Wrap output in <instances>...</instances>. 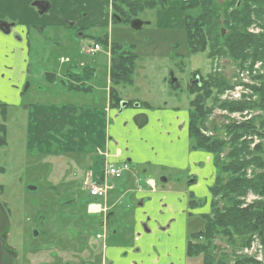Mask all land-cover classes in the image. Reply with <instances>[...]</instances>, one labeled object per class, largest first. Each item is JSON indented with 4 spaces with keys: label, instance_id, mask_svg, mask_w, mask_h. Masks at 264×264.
<instances>
[{
    "label": "rangeland",
    "instance_id": "obj_1",
    "mask_svg": "<svg viewBox=\"0 0 264 264\" xmlns=\"http://www.w3.org/2000/svg\"><path fill=\"white\" fill-rule=\"evenodd\" d=\"M3 16L9 17L7 14ZM137 16L151 23L144 24L140 29L132 28L126 21L116 20L109 25L108 7L107 19L100 22V18L97 21L99 25L92 32L94 36L107 32L111 41L123 45L121 52L137 54L133 75V83L134 80L136 83L120 84L119 87L122 88L124 97L132 102L146 100L150 103V107L130 106L135 112L134 122L137 114H148V127L136 128L131 123V116L124 117L123 123L127 121L128 125H132L124 132L125 150L145 161L133 166L128 162L131 168L118 180L120 191L115 189L109 194L106 200V205H109L107 211L112 209L114 214L107 226L99 225L107 211L97 216L88 214L89 198L84 181L89 175L98 176L107 163H119L112 161L111 152L108 151V155L106 150L103 155L97 154L103 156V164L99 169L93 162L86 165L81 161V158L89 160L88 154L92 152L68 151L64 152L65 155L62 152L53 155L32 150L29 145L33 141L28 135L31 120L26 105L60 103V87L49 84L37 71L59 72L60 68L72 64L75 65L72 68H76V64L80 62L95 67L98 75L96 79L101 81L100 85L105 89L109 76L110 46L102 45V49L93 54L88 51L87 46L94 39L80 37L73 28L45 27L43 31L34 28L31 30L30 48L31 68L36 75L32 78L31 86L23 91L26 88V79L15 83L11 70L0 69V126L5 124L7 128V144L0 145V201L11 220L1 238L7 249L10 247L16 252V264L183 263L190 232L204 228L207 221L202 216H212L214 206L223 210L227 204L225 199L219 200V195H213L211 187L215 185L217 178L226 180L230 176L228 172L221 171V164L218 163L225 160L226 154L230 152L231 142V146L228 145L219 156L195 146L191 122L196 120L198 109L193 105L198 95L202 94L197 87L193 89L195 83L192 80L196 76L203 83L212 75H218L217 81L225 82L226 85L223 91L216 85L210 86L209 96L204 104V122L200 123L201 119L198 122L199 130L206 136L229 140L230 135L226 129L228 124L254 120L258 133L245 136L241 140L250 141L249 156L254 155L256 145H262L263 151L260 149L254 158L261 156L260 164H264V60L247 62L240 66L228 55L210 58L206 52L193 53L186 33L179 25L160 26L154 19V10H144ZM222 30L224 34L228 33L224 26ZM250 30L257 33L261 31V26L253 25ZM61 56H67L70 60L61 63ZM3 57L0 54V66L14 64L10 60H3ZM87 72L86 70L84 74ZM173 76L177 79L176 87L172 86ZM11 85L12 90L15 86H21V106L11 104L8 100L12 93L4 87L9 88ZM224 102H244L250 107L243 111H231L221 106ZM160 107L170 111L161 112ZM74 149L78 150L77 147ZM82 154L86 155L81 156ZM157 160L160 162H156ZM260 164H250L247 167V176L264 172V166ZM194 175L197 176L196 181L193 180ZM164 178L167 181L164 182ZM29 184L36 185L37 188L30 190ZM116 184L117 182L115 186ZM192 192L196 204L186 211L185 232L179 225L180 214L185 211L177 205L172 210L175 214L171 218L176 220L170 230L166 233L161 230L146 234L142 243H136L135 227L138 224L144 227V216H151L152 223L151 220L148 223L159 226L160 219L169 215L161 204L157 208L151 202L150 206L153 208H146L149 197H152L146 196L148 193L155 195L153 197L168 196V203L181 204L186 197L191 200ZM140 193L144 194L142 197L146 196L142 198L145 201L143 206L135 198ZM263 197L249 191L243 199L245 202H253ZM118 199L119 203H115ZM157 201L163 202L162 199H156L155 202ZM137 212L143 215L139 222L136 219ZM258 237L264 245V233L262 238L259 235ZM199 240L205 242L204 238ZM211 245L210 250L217 261L220 259L226 264H235L244 255L259 256V253L246 252L250 245L244 246L242 236L238 234H219ZM111 248L121 250L123 256L120 255L116 260L114 253L119 254L116 250L111 251ZM202 257L203 254L189 260L193 264H203Z\"/></svg>",
    "mask_w": 264,
    "mask_h": 264
},
{
    "label": "crops",
    "instance_id": "obj_2",
    "mask_svg": "<svg viewBox=\"0 0 264 264\" xmlns=\"http://www.w3.org/2000/svg\"><path fill=\"white\" fill-rule=\"evenodd\" d=\"M44 1L48 3V6L40 9L34 4L35 0H0V23L1 21H6L13 24L12 30H10L9 35H5L0 30V54H3V60H10L12 64L14 62L12 66L3 64L0 66V69H2L3 71L8 69L11 70V74L15 78V83L21 82V80L26 79V88L23 91H26L31 86L32 78L35 77L34 75H36L31 68L32 54L30 48V36L32 29L35 28L43 31L45 27H69L67 25L69 22H74L78 26L87 25L90 26L89 28H95L97 27V25H99L97 21L100 18H102L100 19V22H104L107 19L108 7L109 25L113 24L116 20L118 22L122 21L120 17H116L115 19L113 12V0ZM183 2L184 0H168L167 7L165 9H154V19L160 26H173L177 24L182 29H185L186 12L183 9ZM3 14H7L9 17L3 16ZM136 18H138V16L133 17L131 21ZM144 22V24L151 23V21ZM112 42L113 41L110 40V37H108V44L106 46H110L111 48ZM110 54L111 49L109 51L108 84H106V86L104 87L105 89H102L100 85L101 81L96 79L98 75L95 67L93 65L83 64L82 62L77 63L76 68H72L75 66L74 64H72L74 66L68 65L65 68H60L61 71L59 72H56L54 70H47L46 72L37 71V73L40 74L42 78H45L49 84L57 85L58 87H60L61 92H58V101L60 103L55 102L53 104L47 103L43 105H35L30 103L26 105L31 120L28 135L30 136V140L33 141L32 145H29V148L43 153L48 152L53 155L56 152H62L64 154V152L68 151L92 152L88 154L90 156L89 160L81 158V161L86 165H91V163L93 162L95 163V165H98V169L100 166L102 167L103 164V156L101 155L105 153L104 150H106V153H108V151L111 152L110 157L112 161H115L117 163L127 161L133 166L134 164L145 161L140 158H136L132 152V154H129V152H126L125 150L126 137L124 132L127 131L128 126L130 127L134 125L137 128V124L133 121V115L135 114V112H133V109L130 108L131 105L125 107L121 112V106L119 108H114L111 106L110 90L114 84L110 79ZM46 58H49L47 54ZM69 60V57L61 56L60 62L66 63ZM85 66H89V69H95V71L93 69L94 74H92L89 79L87 78L84 80L85 84L90 87L89 91L84 92L81 90L72 89L70 87V84H82V81H78V79H76V76L74 77L73 74L80 75L81 68ZM135 81L136 80H134V83L132 85L136 83ZM12 86L13 85H11L9 88L4 87V89L12 93V95L9 96L8 100H10L11 104L15 103L18 104V106H21L19 105L23 100L21 94V86H15L13 90ZM115 87L118 90L122 101H132L131 99L129 100L128 98L124 97V95L121 93L122 88L119 87V85H115ZM149 104L150 103L146 100L141 102H135V100H133L132 106L145 105L147 107H150ZM159 109H161V112L164 113L170 111V109L168 108L164 109L160 107ZM128 115L132 117V125H128L127 121L123 123V120L125 119L124 117H128ZM112 120H114V123L112 122ZM149 121L150 118L148 116V123ZM148 123L145 126H147ZM73 147H77L78 150L74 149ZM99 153H101V155L98 156L97 154ZM83 155L86 154H82L81 156ZM156 162L160 161L157 160ZM94 171L96 172L97 170L94 169ZM193 180H197L196 175H194ZM118 185L119 182H117L115 186L117 192L120 191L118 189ZM126 188L127 187H124V189ZM141 195L144 194L140 193L138 194V197H135L136 199H138L136 200V202L141 201V206L145 204V201L142 198H145L146 196H152L151 198L149 197L146 208H153L150 206L151 202L157 208L161 207V204L162 206H164L162 208L166 210L169 215L164 216L162 219H160L161 224H159V226L154 223L151 224V216L150 218L144 216V218H146L144 220H146L147 224H144V227H142L141 224H138L135 227V241L137 244L142 243V238L145 237L146 234H152L155 231L161 230H163V233H166L168 230H170L172 228L173 222L176 220L175 218H171V216H174L175 214L172 210H175V207L177 205L179 206V208L181 207V209H184L185 211L183 214H180L181 218L179 222V225L182 227V231L185 232V229L187 227L186 215L188 213H186V211L193 206V204H191L190 202L191 200H188L186 197L181 204H174L173 202H167L169 199L167 198L168 196L163 195V197H153L155 195L150 193H148L147 195L145 194L146 196L143 197ZM193 196L194 194L192 192V198L190 199H193ZM156 199H162L163 202H155ZM175 199L176 198H174V200ZM115 203H119V199L115 201ZM150 211L152 210L150 209ZM161 215L162 213H160V216ZM142 217L143 215H139V213L137 212L136 219L138 222ZM150 220L151 223H148L150 222ZM151 242L153 243V240ZM111 249V251L116 250L119 254L116 255V253H114V257H116L115 259L117 260L118 258H120L119 256L122 255V252H120L121 250L116 248ZM182 264L193 263L189 260L187 255H185Z\"/></svg>",
    "mask_w": 264,
    "mask_h": 264
},
{
    "label": "trees",
    "instance_id": "obj_3",
    "mask_svg": "<svg viewBox=\"0 0 264 264\" xmlns=\"http://www.w3.org/2000/svg\"><path fill=\"white\" fill-rule=\"evenodd\" d=\"M168 0H113V12L115 19L120 17L122 21L130 23L131 19L146 9H165ZM183 9L186 12L185 33L189 46L193 53L206 52L210 58L215 56L228 55L230 58L243 66L247 62H256L264 60V0H184ZM223 15V18L221 16ZM261 26V31L253 33L250 28L255 25ZM224 26L228 33L224 34ZM102 45L108 44V33L90 36ZM133 47V46H132ZM123 45L120 43H111V65L110 79L113 82L111 87V106L119 108L122 99L115 85L133 84V75L135 71V61L137 54L135 52L127 54L121 52ZM74 66V65H71ZM70 66V67H71ZM89 66L83 67L81 75H75L81 85L70 84L72 89L89 91L84 80L94 74ZM88 71L86 74L85 71ZM218 75L203 81L202 84L195 83L194 88L202 91L203 97L198 95L194 101L197 108V118L191 122V131L195 146L211 153H217L219 156L223 150L230 145L231 150L226 154L225 160L221 161V171L230 174L226 180L217 178L216 183L211 187L213 195H219V200H226L227 204L223 210L214 206L213 214L203 215L207 221L204 228L192 230L189 234L186 255L193 258L203 254V264H226L220 259L217 261L214 253L210 250L216 236H233L238 234L242 236L243 245H251L254 235L262 238L264 233V197L253 202H245L244 197L249 191L264 196V172L255 173L254 176H247V167L250 164L262 161L261 156L255 157L262 145H256L255 153L249 156L251 152L250 141L244 139L245 136H252L258 133L254 120H245L238 124H228L226 126L230 139H221L219 137L206 136L199 130L200 123L204 122L205 100L209 96V88L216 85L220 91H223L226 85L219 83ZM201 80V78H200ZM202 81V80H201ZM218 82V83H217ZM172 86L177 84L172 82ZM195 91V90H193ZM192 91V92H193ZM133 102L128 101L130 106ZM221 106L231 111H243L250 107L244 102H224ZM194 116V115H193ZM0 145L7 144V128L5 124L0 126ZM263 151V150H262ZM264 166V164H260ZM222 196V198H220ZM191 204H196L195 199H191ZM213 218V220H211ZM204 238L205 242L199 239ZM211 245V246H210ZM235 264H263L261 260L253 256L244 255L239 257Z\"/></svg>",
    "mask_w": 264,
    "mask_h": 264
},
{
    "label": "built area",
    "instance_id": "obj_4",
    "mask_svg": "<svg viewBox=\"0 0 264 264\" xmlns=\"http://www.w3.org/2000/svg\"><path fill=\"white\" fill-rule=\"evenodd\" d=\"M89 52L95 54L101 50V45L94 42L87 46ZM129 170L127 163L109 164L107 163L104 170L98 176L89 175L84 181V187L89 198L88 212L91 214H102L107 211L106 200L111 190L114 189L116 181L122 177L125 171ZM264 245L261 244L258 235H254L251 245L246 248V252L259 253L255 258L263 259Z\"/></svg>",
    "mask_w": 264,
    "mask_h": 264
},
{
    "label": "water",
    "instance_id": "obj_5",
    "mask_svg": "<svg viewBox=\"0 0 264 264\" xmlns=\"http://www.w3.org/2000/svg\"><path fill=\"white\" fill-rule=\"evenodd\" d=\"M219 2H222V0H219ZM144 23L145 22L143 20L136 18L131 21V27L134 29H140L144 25ZM10 25L6 21L1 22L2 30L5 33L10 32V29H9ZM175 81H176V78L173 76L172 82H175ZM194 82L199 83V80H195ZM127 104L128 103L126 101H123L121 103L120 112L123 111V109L127 106ZM134 120L138 127H143L148 123V115L145 113H139L134 117ZM162 180L164 182L167 181L166 178ZM36 188H37L36 185H33V184L28 185V189L30 190H35ZM10 223H11V220L8 215V212L6 208L4 207V205L2 204V202L0 201V264H14L15 263L14 256L11 253H9V251L7 250L1 238V234L10 226ZM263 264H264V258H263Z\"/></svg>",
    "mask_w": 264,
    "mask_h": 264
},
{
    "label": "flooded vegetation",
    "instance_id": "obj_6",
    "mask_svg": "<svg viewBox=\"0 0 264 264\" xmlns=\"http://www.w3.org/2000/svg\"><path fill=\"white\" fill-rule=\"evenodd\" d=\"M34 4L36 5V6H38L40 9H43L44 7H46V6H48V3L47 2H45L44 0H35V2H34ZM2 22V21H1ZM11 24V22L9 23V25ZM70 28H73L74 29V31H75V34H77V35H79V36H84L83 38L84 39H91L92 40V38L90 37V36H92V35H94V34H92V32H93V30H94V28H89L90 26H87V25H82V26H78V25H76L74 22L73 23H68L67 24ZM3 26V25H2ZM12 26H13V24H11L10 26H9V29L10 30H12ZM0 30H1V32L3 33L4 31L2 30V27H1V23H0ZM92 30V31H91ZM9 34H10V32H9ZM90 41V40H89ZM195 80H197V76H196V78L195 79H193L192 80V83L195 81ZM197 84H201V80H200V78H199V83H197ZM109 206V205H108ZM108 206H107V208H108ZM109 209V208H108ZM88 214H90L91 215V213H89L88 212ZM112 214H114V211L111 209V210H109V211H107L105 214H104V217H103V219H101L100 221H99V225L102 227V226H107L108 225V223H109V220H110V217L112 216ZM93 216H97V215H94V214H92ZM145 224H147L146 222H145ZM114 233H116V230H114ZM8 251H9V253H11L13 256H14V259H15V264H16V260H17V254H16V252L14 251V250H12V248H8L7 249Z\"/></svg>",
    "mask_w": 264,
    "mask_h": 264
},
{
    "label": "bare ground",
    "instance_id": "obj_7",
    "mask_svg": "<svg viewBox=\"0 0 264 264\" xmlns=\"http://www.w3.org/2000/svg\"><path fill=\"white\" fill-rule=\"evenodd\" d=\"M190 108V107H189ZM253 111V110H252Z\"/></svg>",
    "mask_w": 264,
    "mask_h": 264
}]
</instances>
